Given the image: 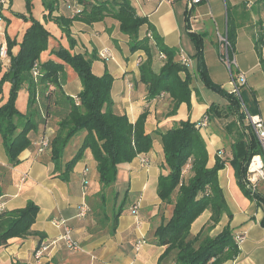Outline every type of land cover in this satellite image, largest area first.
Here are the masks:
<instances>
[{"label":"crops","instance_id":"crops-1","mask_svg":"<svg viewBox=\"0 0 264 264\" xmlns=\"http://www.w3.org/2000/svg\"><path fill=\"white\" fill-rule=\"evenodd\" d=\"M28 1L33 18L43 23L50 33L47 50L41 53L40 62L56 60L51 51L59 46L68 49L67 39L55 23L44 21L46 12L42 0ZM129 1L136 14L148 21L140 28V37L150 26L162 43L176 52V61H179L181 52L190 57V54H194L195 48L189 33L199 35L209 77L226 92L230 91V85L225 64L219 57L218 36L227 34L228 26L233 28L235 71L243 72L246 77V84L240 90L241 100L251 115H259L264 119V73L254 48V40L264 30L262 0H226L225 13L221 10V0H204L190 9L187 0H176L172 4L162 0ZM70 3L69 0H58V8L53 16H71ZM227 4L231 11L230 18L226 12ZM0 6V44H6V37L19 44L30 23L14 15L25 14V0H0ZM70 30L75 41L72 52L84 54L92 60L93 74L100 76L107 71L112 75L110 94L113 112L126 115L131 123L145 113L144 130L151 135L152 146L148 152L139 154L131 162L119 164L116 181L103 188L90 149L85 150L65 181L54 172L50 148L37 152L40 139L51 140L55 135L58 115H50L29 132L30 146L19 154L15 163H10L6 157L0 137V202L3 203V211L23 208L29 201L34 202L39 209L31 226V231L37 235L12 238L6 245L0 246V264H173L172 255L161 260L166 247L157 245L154 237L157 227L168 221L172 214V205L161 202L157 196L158 177L167 174V169L163 168L160 134L188 119L197 124L204 116L208 118V123L199 128V133L206 146V167L212 168L218 153H223L220 159L225 164L217 173V181L228 210L220 216L208 236L218 235L228 225L234 240L238 236L243 239L237 242V258L224 264H264V206L257 205L253 197L244 195L229 163L231 146L240 124L235 114L227 111L228 101L225 98L217 93L218 98L205 93L204 89L207 88L197 77L195 61L189 57L190 65L187 67L191 77L190 109L186 103H181L173 112L171 98L167 94L147 99V88L140 81L137 62L138 58L145 60L146 55L142 50L130 51L129 39L120 32L116 20L107 17L91 25L74 21ZM104 49L109 50L112 59L104 61L98 56V52ZM18 50L19 46L15 45L11 52L16 54ZM162 65L163 59L153 53V72L157 74ZM8 67V56L0 58V78ZM63 69L65 83L62 91L77 103L80 81L68 65H64ZM181 77L184 75L181 74ZM9 87L7 82L1 86L0 106L7 101ZM20 96L24 100L27 98L26 89H21ZM210 105H213L211 113L208 110ZM53 107L61 116L68 109L61 101L53 104ZM19 110L21 112L22 108ZM26 111L27 101L22 114ZM231 122H235L237 128L227 131L226 126ZM244 125L242 123L241 126ZM84 136L85 132L82 131L70 140L64 149L63 163L74 156ZM85 169L87 173L84 178ZM84 179L87 181L86 189L83 187ZM106 191L112 194L113 211H105L107 216L102 213L99 217L98 197L100 193L106 196ZM258 194L264 197L262 186ZM116 204H122V211L114 232L110 234L111 223L107 217L112 216L118 207H113ZM82 207L87 210L83 216L80 215ZM133 207L135 212H131ZM210 216L209 210L204 211L192 223L191 234L196 235L209 222ZM58 220H63L64 225L72 231L81 251L71 252L62 242H57L37 261L34 251L38 245L56 240L62 234L63 228L55 224ZM138 242L142 244L138 246Z\"/></svg>","mask_w":264,"mask_h":264},{"label":"trees","instance_id":"trees-1","mask_svg":"<svg viewBox=\"0 0 264 264\" xmlns=\"http://www.w3.org/2000/svg\"><path fill=\"white\" fill-rule=\"evenodd\" d=\"M263 6H264V0ZM71 16H53L58 8V0H42L46 14L44 21H52L67 39L69 48L59 46L51 51L56 60L40 62V55L47 50L50 33L43 23L34 19L31 8L26 1V13H15V17L30 23L19 44L6 37V55L9 67L0 78L1 86L9 83L7 101L0 106V137L5 155L10 163L17 162L19 154L30 146L29 132L36 129L39 122L45 121L50 115H58L57 131L49 141L51 162L57 177L65 181L69 173L81 160L85 150L90 149L99 182L103 188L113 184L117 179L118 165L131 162L141 153H146L152 146V137L145 133V113L134 123L126 115L113 112L111 86L113 77L105 71L102 75L93 74L90 58L84 54L73 53L75 41L71 36L70 27L74 21L87 25L101 22L110 17L119 23V30L129 39L131 52L142 50L146 58H138L140 81L146 85L147 99L160 94H167L171 98L172 111L175 112L181 103H186L190 109L191 77L187 67L174 58L176 52L167 48L149 26L145 34L140 37V28L147 24L145 17L136 14L129 0H69ZM1 7V6H0ZM0 17H2L0 15ZM228 19V18H227ZM227 39L233 49L235 43L234 29H226ZM193 41L195 52V71L203 85L228 101L227 111L235 114L240 124L236 139L231 146L229 161L234 171L236 183L246 197H253L257 205L264 206V197L258 193L251 195L244 185L246 167L250 158L261 152L254 133L246 131L242 125L243 115L239 113V99L226 92L214 83L208 74L202 56V43L199 35L189 33ZM18 45L19 50L12 54V48ZM264 30L254 40L261 70L264 73ZM153 53L165 56L160 71L156 74L152 70ZM37 66V76L33 74V67ZM64 65H68L77 75L81 90L77 95L78 102L66 96L62 91L65 83ZM181 74L184 77H181ZM51 87V88H50ZM27 92V111L20 113L15 108V100L21 89ZM68 106L61 114L54 111L53 104L59 102ZM209 113L213 105L209 106ZM200 122V121H199ZM237 128L235 122L226 126L227 131ZM200 125L188 120L181 121L175 127L160 134L163 150V168L166 175H159L157 182V196L166 204L172 205V214L168 221L163 222L154 232L157 245L165 246L161 260L169 255L173 256V264H224L234 261L239 253L237 242L233 239L230 227L226 225L222 231L214 236L201 239V231L192 235V223L206 210L211 211L212 227L219 221L223 213H227V206L222 191L218 185L217 173L224 167L225 162L218 156L212 168H207V151L201 134ZM84 131L85 136L74 156L63 163V153L70 140ZM189 164L191 176L184 180L183 168ZM97 215L107 213L101 209L105 194H99ZM38 206L29 201L23 208L0 212V246L7 244L12 238H27L37 235L31 231L38 213ZM122 211V204L116 208L110 218V231L116 228V221ZM105 216V217H106ZM264 226V221H262ZM212 229V228H211ZM210 231V229H209Z\"/></svg>","mask_w":264,"mask_h":264},{"label":"built area","instance_id":"built-area-1","mask_svg":"<svg viewBox=\"0 0 264 264\" xmlns=\"http://www.w3.org/2000/svg\"><path fill=\"white\" fill-rule=\"evenodd\" d=\"M167 3H174L176 0H162ZM204 0H187V7L190 9L193 6L199 5ZM218 47H219V57L221 61L226 65L227 70L229 72V85H230V93L233 94L236 98L240 100V113L243 115L244 122L246 125H249L259 143L261 152L253 155L246 167V173L244 178V185L246 189H248L251 195L258 193V187L261 184H264V119L259 115H251L245 105L241 100V87L246 84L245 74L241 71H235L236 62L232 56L231 46L227 39L226 34L218 36ZM6 52L4 48L0 49V56H5ZM99 56L103 60H110L112 58L109 50L104 49L99 52ZM161 58L164 59L165 56L161 54ZM179 62L188 67L190 65V58L186 56L183 52L180 53ZM234 68V70L232 69ZM33 74L37 76V66L33 67ZM51 88V87H50ZM207 124V118L204 116L199 125L205 126ZM49 147V141L47 138H42L37 143V152L41 153L44 149ZM219 157L222 156V152L218 153ZM87 170L83 171V177L85 178ZM87 181L84 179L83 187L86 189ZM3 211V203L0 202V212ZM86 207L81 208L80 215L83 216L86 213ZM131 212H135V208L131 209ZM57 226L63 228L62 234L56 240H52L51 242H41L38 247L34 251V257L37 261H40L49 251L52 246H54L57 242H62L67 250L71 252H79L81 251V246L79 242L73 237L72 231L64 225L63 220H58L55 222ZM242 236L236 237V242L241 241ZM142 242H138V246H140Z\"/></svg>","mask_w":264,"mask_h":264},{"label":"rangeland","instance_id":"rangeland-1","mask_svg":"<svg viewBox=\"0 0 264 264\" xmlns=\"http://www.w3.org/2000/svg\"><path fill=\"white\" fill-rule=\"evenodd\" d=\"M26 1H28V0H25V4H26ZM29 2V1H28ZM225 2H226V0H221V3H220V6H221V10H222V12H224L225 13ZM30 4V3H29ZM26 7V6H25ZM27 9V8H26ZM227 9L228 10H226V12H227V14H228V17L230 18V16H231V11H230V8L228 7V4H227ZM26 13V12H25ZM210 20V19H209ZM223 34H221V36H222ZM1 48H4L5 49V52H6V44H0V49ZM100 51H102V50H100ZM99 51V52H100ZM99 52H98V56H99ZM112 55V54H111ZM191 55V57L190 56H188L187 54H186V56H188V57H190L191 59L193 58V56H194V54H190ZM7 55L5 54V56H0V58H4V57H6ZM100 57V56H99ZM112 59V58H111ZM103 60V59H102ZM193 61H194V59H192ZM105 61V60H104ZM225 67H226V65H225ZM233 70H234V68H232ZM226 70H227V67H226ZM227 74H228V78H229V72H228V70H227ZM204 91H205V93H208V94H211L213 97H215V98H218L217 97V94L216 93H214V92H212V91H210V90H207V89H204ZM20 92H21V90L18 92V94H17V97H16V100H15V108H16V110H18L19 112H20V108H22V110H21V112L20 113H24L23 111H25L26 110V101H27V98H25V100H24V98H23V96L21 97L20 96ZM0 93H1V91H0ZM240 101V100H239ZM240 107H241V104L239 103V113H240ZM241 114V113H240ZM207 118V117H206ZM207 123H208V118H207ZM242 123H244L245 125H244V128H245V130L246 131H249V130H251L252 131V129H251V127L249 126V125H246V123L244 122V119H243V122ZM201 127H204V126H201ZM219 155V154H218ZM222 157V156H221ZM220 157V158H221ZM143 162H145V161H143ZM189 167H190V165L189 164H187L184 168H183V176H184V180H186L187 178H188V176H191V173H190V171H189ZM261 186L264 188V185L263 184H261ZM261 186H259L258 187V190H260L261 189ZM106 193V196H105V198H104V202L102 201V207H101V209L103 210V211H106V212H109L112 208H111V206H112V201H113V199H112V194L109 192V191H106L105 192ZM98 203H99V201H98ZM119 204V203H118ZM118 204H116V206H113V207H117L118 206ZM206 210H209V209H206ZM205 210V211H206ZM99 213H101L100 212V210L98 209L97 210ZM113 210H111V212H112ZM210 211V210H209ZM211 212V211H210ZM109 216V215H108ZM218 223V222H217ZM212 221H211V217L209 218V222L206 224V225H204L201 229H202V231H201V239L203 238V237H205V236H207L208 235V233L210 232L209 231V229L211 230V228H212ZM235 242H236V240H235Z\"/></svg>","mask_w":264,"mask_h":264}]
</instances>
